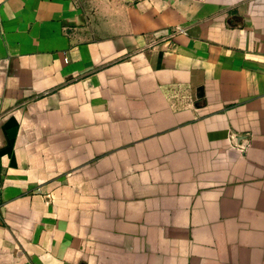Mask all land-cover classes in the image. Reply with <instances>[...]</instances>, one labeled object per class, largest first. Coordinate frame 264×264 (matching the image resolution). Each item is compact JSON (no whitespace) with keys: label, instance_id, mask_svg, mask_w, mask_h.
Segmentation results:
<instances>
[{"label":"crops","instance_id":"1","mask_svg":"<svg viewBox=\"0 0 264 264\" xmlns=\"http://www.w3.org/2000/svg\"><path fill=\"white\" fill-rule=\"evenodd\" d=\"M0 187V264H264V0H0Z\"/></svg>","mask_w":264,"mask_h":264},{"label":"built area","instance_id":"2","mask_svg":"<svg viewBox=\"0 0 264 264\" xmlns=\"http://www.w3.org/2000/svg\"><path fill=\"white\" fill-rule=\"evenodd\" d=\"M182 32H184L183 28H176L169 35L160 36L159 38H156L153 41V44H158L161 42H167V41L173 39V37H175L177 34L182 33ZM1 203H2V188L0 187V210H1Z\"/></svg>","mask_w":264,"mask_h":264}]
</instances>
